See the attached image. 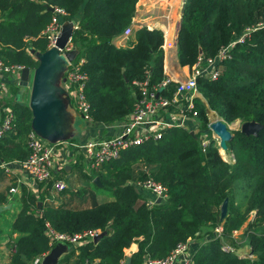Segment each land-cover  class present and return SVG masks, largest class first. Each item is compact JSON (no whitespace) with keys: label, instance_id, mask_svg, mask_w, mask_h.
<instances>
[{"label":"trees","instance_id":"obj_1","mask_svg":"<svg viewBox=\"0 0 264 264\" xmlns=\"http://www.w3.org/2000/svg\"><path fill=\"white\" fill-rule=\"evenodd\" d=\"M137 1L0 0V59L8 65L36 68L38 61L28 49L48 50L41 34L52 19L48 9H62L66 20L81 12L72 43L84 59L88 119L106 126L124 122L140 96L136 83L147 80L149 89L157 88L158 96L168 100L178 87L172 81L160 87L167 79L160 31L136 30L135 42L127 48L112 43L129 26ZM241 2L186 0L177 37L181 67H192L200 56L214 57L246 28L264 21V0ZM197 89L201 97L194 98L193 104L199 131H208V110L226 123L239 120L262 126L256 135L231 132L227 153L232 155V163L220 156L211 131L203 151L199 131L193 137L183 127H170L160 132V139L151 138L121 151L117 159L89 176L90 180L99 179L114 198L111 202L81 210L45 206L36 216L35 198L22 187L21 208L12 224L19 238L10 264H30L49 251L45 223L61 233H104L97 243L84 240L76 247L74 264H121L127 258L130 264H143L145 258H163L178 244L196 239L204 241L191 255L192 264H264V28L235 45L230 58L222 62L218 78H199ZM7 104L14 121L0 139V160L24 161L32 114L26 104L12 100ZM168 110L176 111L174 107ZM134 165L144 171H135ZM147 177L167 190V200L152 208L141 201L133 185ZM244 177L254 184L248 210L255 216L244 235L249 256L236 252L234 238L247 222L236 204V181ZM225 199L227 215L221 221L220 206ZM218 227L221 235L215 233ZM133 246L132 252H125Z\"/></svg>","mask_w":264,"mask_h":264},{"label":"built area","instance_id":"obj_2","mask_svg":"<svg viewBox=\"0 0 264 264\" xmlns=\"http://www.w3.org/2000/svg\"><path fill=\"white\" fill-rule=\"evenodd\" d=\"M52 19L42 35L47 40V48L50 49L55 46L56 40L62 32L59 21L61 18L66 17V13L60 8H52ZM147 30L158 29L157 27L145 26ZM264 28V21L248 27L244 32L234 41L230 42L227 46L221 47L214 57L203 58L198 57L196 63L190 68L188 78L178 83L176 92L171 100L160 98L158 96L157 88H148V81L145 80L136 85L140 89V96L135 104L132 113L125 119L123 131L117 137L102 139L97 142L87 141L81 145H75L74 149L77 152L84 150L87 157L90 170H99L102 165L115 160L119 157L120 152L131 147L137 146L149 139L158 140L161 137L160 131L142 133L144 125L156 124L160 125L161 131L165 128H170L166 123L158 119V114L161 111H168L169 107L177 109L180 102L185 103L184 109L181 110L180 117L183 123L186 119H196L197 113L194 108L193 100L198 97L197 80L199 78H207L210 81L216 80L221 72V64L223 61L230 58V51L237 44H242L250 36V34L258 29ZM161 29V28H160ZM77 30V27L74 28ZM163 34L162 50L166 51L172 46V43L167 40V31L161 29ZM131 33V28L127 27L123 34L128 36ZM28 51H30L28 49ZM74 52L75 56L72 61H68L64 68V85L71 95L73 100L74 111L81 115L83 118L88 119L89 105L84 97V87L87 81V75L82 71L84 59L79 57L80 51L77 45L72 43V36L68 40L66 46L59 50L60 55ZM24 67L20 65H8L0 59V98L4 93L6 84L11 81L18 84L21 71ZM170 79H165L160 87H164ZM3 118L0 119V139L4 137L12 128L14 115L10 108L3 109ZM179 126L175 127H181ZM199 131L198 126L194 133ZM211 131L210 124L208 131L201 132V148L203 151L209 143L208 134ZM212 132V131H211ZM214 135V133L212 132ZM218 139V138H217ZM63 143L61 140L54 141L53 143L47 142L34 130L26 136V147L28 149V156L24 161L4 162L0 160V170L9 173L13 166L17 167L26 177L37 185L47 184L53 175L55 169L54 154L55 148ZM135 188L140 191H148L154 199L160 198L161 202L167 200L166 188L155 182L151 177H147L141 181L133 182ZM53 193H60L65 189L63 182H56L52 187ZM16 189L11 188L10 193H15ZM51 196L50 199H52ZM149 208L155 204L154 201L145 202ZM44 231L46 237L49 239L51 245L66 244V245H80L82 241H93V239L101 234L100 230H86L79 234H68L55 231L49 223L44 224ZM222 228L215 229V233L221 235ZM189 244L181 243L176 246L169 254L163 258H146L143 264H192L191 255H188ZM46 256L43 254L36 257L33 264H42V259ZM121 264H124L121 263Z\"/></svg>","mask_w":264,"mask_h":264},{"label":"crops","instance_id":"obj_3","mask_svg":"<svg viewBox=\"0 0 264 264\" xmlns=\"http://www.w3.org/2000/svg\"><path fill=\"white\" fill-rule=\"evenodd\" d=\"M185 2L186 0H138L135 5L133 17L128 26L131 28L130 35L124 36V34H122L121 36L114 38L112 40V43L117 48H127L135 42L134 33L136 30L143 29L145 26H154L159 28L153 30H158L163 33L161 29H165L168 33L167 40L172 43V46L166 51H163L164 75L172 82L179 83L185 81L190 74V68L188 66L181 67L177 59V37L180 30L182 10ZM81 18V12H79L71 20L61 18L59 21V25L61 26L62 30L70 28L73 34V32L75 31L74 28H79V22ZM29 50L33 49L29 48ZM28 53L30 54V56H32L33 59L38 61L37 55L39 52L34 51V53H31L30 51H28ZM34 69L35 68L30 70L33 71ZM54 86L57 89H62L64 91L63 95L59 96L62 101V123L58 128V133L62 135L61 141L63 143L55 148V169L51 180L47 184L36 186L35 183L24 177L23 173L15 166L11 168L9 173H5L4 171L0 170V184H4L5 189L7 190L6 192L0 191V200L4 199V204H1L0 207H8V209H5L1 212L3 214L5 213L3 215L5 219L3 221H0V264H10L11 256L15 251V243L19 238V234L12 231V224L21 208L20 194L22 187H24L26 191L33 195L35 198V205L33 210L36 216H40L41 209L45 206L65 207L72 210H81L113 201L109 197L106 200L100 201V199H98L95 194L86 187V185L89 184L86 180L93 182L94 178L90 180L89 176H91V174L95 173L97 170H90L87 157L84 154V150L77 152L74 149L75 147L73 146L84 144L87 141L97 142L102 139L117 137L123 131L125 122L106 126L104 124L93 123L90 119L83 118L81 115L75 112L71 95L64 85V71L57 75L54 81ZM21 88L28 90L30 98V87H20L19 82L18 84H16L9 81L6 84L4 93L0 98V119H2L4 115L3 109L10 107L7 103H9L11 100L14 102H19L21 104H26L28 106L27 101L29 102V100L27 97L28 95L26 94L27 91L22 90ZM198 97H201V95L198 94ZM184 104L185 103L180 102L177 105L178 110L176 111L168 110L159 112L157 116L158 119H160L161 122L166 123L169 127H175L181 124V127L193 132L198 126L197 120L190 118L186 119L183 123L181 122L180 113L181 110L184 109ZM204 104H206V102ZM210 112L214 113L208 110L207 114H209ZM78 119H81L82 122L79 123ZM209 121L210 123H212L214 120H210L209 118ZM141 128H143L142 133H154L158 131L161 132L162 129L160 125H156L154 123L144 125ZM45 140L49 143H53V140ZM133 168L135 171H144V168L138 165H134ZM147 172H149V170H147ZM59 181L64 183L65 189L60 193H53L52 187L56 182ZM68 181H72L71 189H69L68 187ZM80 181L82 182L80 183ZM7 183L8 185L6 186ZM95 187L97 186L95 185ZM11 188H15L16 192L10 193ZM79 188L83 189L80 192L81 196H61L66 192V190H73L76 192ZM84 188H86L88 191ZM85 190L88 193H86ZM139 193L141 195L142 202L154 201L155 204H157V199H154V196L150 192L140 191ZM88 194L93 195V197L88 196ZM51 196H53L52 199H50ZM89 199H95L96 204H94L93 206H81V208H77V206L83 205L88 202ZM13 206H15V209H13ZM8 210L10 211V216L9 214H6V211ZM242 229L243 227L240 230ZM236 233H234V236L236 235ZM203 241L204 240L201 239L190 241L188 247V255H193L197 247H199V245ZM236 242L240 245L239 241ZM48 245L49 251L43 253L46 254V256L55 247H59L60 245H63L65 247V250L61 252L60 256L58 257L56 264H59V260L66 253L67 254L64 257L65 260L68 261L69 264H74V259L77 254L76 247H78V245H66L60 243L51 245L49 239ZM134 247L135 246H133L131 250H127L128 253L132 252L135 249ZM239 254L241 256H244V254ZM35 258L32 259L30 264H33Z\"/></svg>","mask_w":264,"mask_h":264},{"label":"water","instance_id":"obj_4","mask_svg":"<svg viewBox=\"0 0 264 264\" xmlns=\"http://www.w3.org/2000/svg\"><path fill=\"white\" fill-rule=\"evenodd\" d=\"M48 10L52 11L51 8ZM71 36L72 31L70 28L62 30L54 47L43 53H38L37 67L33 71L29 68H24L19 79L20 87H30L31 89L28 102V108L32 114L31 129L43 139L53 140V142L62 139V135L58 133V128L62 123V101L59 96L64 93L62 89H57L54 86V81L57 75L64 71L67 60L72 61L75 56L74 52L68 53L66 56L60 55L59 50L66 46ZM30 52L34 53L33 50H30ZM261 128L262 126L257 123L247 122L241 125L240 132L246 136L256 135ZM210 129L218 138V149L226 152L228 150L227 144L232 139V134L227 125L222 121L216 120L210 123ZM190 135L194 137V132L190 131ZM93 184L97 187H102L97 177L94 178ZM160 202L161 200L158 198L156 203L159 204ZM5 209H8V207H0V213ZM227 209L228 200L225 199L220 206L221 221L226 217ZM103 236L104 233L96 236L93 242L97 243ZM64 250L65 247L63 245L53 248L43 259L42 264H56L58 257ZM124 264H130L128 258L124 261Z\"/></svg>","mask_w":264,"mask_h":264},{"label":"rangeland","instance_id":"obj_5","mask_svg":"<svg viewBox=\"0 0 264 264\" xmlns=\"http://www.w3.org/2000/svg\"><path fill=\"white\" fill-rule=\"evenodd\" d=\"M246 2V0H242V4H244ZM22 90H25L23 88H21ZM27 91L26 94L28 95V100H29V92L28 90H25ZM204 103L206 102L203 98L201 99ZM27 104H28V101H27ZM209 118L210 120H219V121H222L221 119H219L217 117V115L215 113H209ZM78 122H82L81 119H78ZM224 122V121H222ZM210 123V121H209ZM226 125H227V128L230 130V132H235V131H238L240 130L241 128V125H242V122L239 121V120H236L234 122H231V123H226L224 122ZM83 124V123H82ZM212 139H214V141L216 142V145L218 146V139L215 135L212 134ZM219 150V154L220 156L222 157V159L226 162H233V159H232V155H230L229 153L226 152H223L221 151L220 149ZM89 184L86 185V187L92 192L95 194V196L100 199V201L102 200H106L108 197L111 198L112 200H114V198L110 195V193L104 189V188H101V187H95V185L93 184L92 181H88L86 180ZM82 181H80L81 183ZM68 183V187L69 189H71L72 187V181L71 182H67ZM8 185V183L6 184V186ZM254 187V184H252L251 181H249L246 177L244 178H241L239 179L238 181H236V204L238 206V209L239 211L244 214L245 216H247V222L243 225V229L242 230H239V232L237 231L236 235L234 236L236 241H239L240 242V245L236 244L238 247L236 248V252L237 253H241V254H244V255H248L249 252H250V248L247 244V242L245 241V233L246 231H248V224L253 222V219H254V216H255V213L253 211H249L248 208H249V201H250V196L252 194V189ZM80 189V190H79ZM77 189V191H73V190H69L71 192H69L68 190H66V192L61 195V196H64V195H74L75 197L76 196H81L80 192L83 190L81 188ZM86 189V188H84ZM87 190V189H86ZM85 190V191H86ZM0 191H7L5 189V185L4 184H0ZM88 191V190H87ZM86 191V193H88ZM69 192V193H68ZM88 196H92L91 194H88ZM60 197V196H59ZM80 199V198H79ZM99 201V200H98ZM94 204H96V200L95 199H89L88 202H86L85 204L83 205H80V206H77V208H81V206H93ZM13 209H15V206H13ZM5 214V213H4ZM3 213H1L0 215V221H3L5 218H4V215ZM6 214H9L10 216V211H6ZM242 243V244H241ZM227 249H229L227 247ZM126 253H128V251H125ZM67 254V253H66ZM65 254V255H66ZM65 255H63V257L59 260V264H69L68 261L65 260ZM249 256V255H248Z\"/></svg>","mask_w":264,"mask_h":264}]
</instances>
